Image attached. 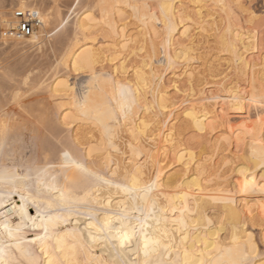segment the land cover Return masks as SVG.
<instances>
[{
    "label": "bare ground",
    "instance_id": "bare-ground-1",
    "mask_svg": "<svg viewBox=\"0 0 264 264\" xmlns=\"http://www.w3.org/2000/svg\"><path fill=\"white\" fill-rule=\"evenodd\" d=\"M49 1L0 0V31L14 22L16 9L37 10L42 19L28 38L1 37L0 53L49 48L65 71L39 80V90L57 102L53 110L32 104L18 120L0 112L3 264L46 262L49 250L33 243L45 227L53 237L49 248L60 237L70 249L71 234L83 232L85 246L75 255L82 264H264L255 240L258 252L249 256L254 236L247 231L248 222L264 220V202L253 198L264 195V170H257L264 154V51L258 26L240 20L256 12L241 0H74L72 37L58 39L68 19L57 0ZM89 14L100 23L86 22ZM211 36L227 55L221 69L198 56ZM71 74L88 77L81 96ZM4 89L0 84V95ZM56 126L69 134L65 149L76 169L83 166L81 149L85 172L99 174L98 184L76 186L77 192V180L50 168L61 162L43 144L32 157L16 148L25 129L40 138ZM187 129L201 138L198 146L185 142ZM113 190L122 197L116 200ZM151 190L153 203L142 197ZM85 216L94 224L107 218L113 235L129 237L109 242L95 229L89 237ZM162 236L167 244L157 245Z\"/></svg>",
    "mask_w": 264,
    "mask_h": 264
},
{
    "label": "rangeland",
    "instance_id": "rangeland-1",
    "mask_svg": "<svg viewBox=\"0 0 264 264\" xmlns=\"http://www.w3.org/2000/svg\"><path fill=\"white\" fill-rule=\"evenodd\" d=\"M4 1L7 3H10L12 0H4ZM73 2H74V0H57V3L59 4V6L62 10V13H63L62 19H65V20L68 19V21L65 25L67 27H65V28L61 27L62 33L60 32L59 35H61V36L58 35V37H57L58 39H63L64 36L72 37V32H73L72 22H73V19L75 17L73 13L75 12V10H77L75 7V4ZM241 2L244 4L245 8H247V9L252 8L256 12L257 18L260 17L261 15H264V0H241ZM45 4L50 5V1L45 0ZM185 4H186V6L188 5L187 7H190L189 11L194 12V7H192L193 6L192 4H189V1L185 2ZM207 5H208V7L206 6V9H205L206 11L207 10L211 11L214 7L212 3H208ZM73 9H75V10H73ZM241 17H240L241 21L246 22L249 20L248 13L242 14ZM129 21L131 24L130 29H135L137 27V24H135V21L133 20V18L131 17ZM257 26L260 30L258 20L256 21V27ZM260 32H261V37H262L261 38L262 39V48L264 51V32H262L261 30H260ZM104 33H105L104 31H101L98 33L99 35L98 36L96 35V36L102 38L104 36L103 35ZM59 37H61V38H59ZM209 40H210L209 45H208V43H207V45L205 44V46L200 45L201 48L199 47L200 50L198 52V54H199L198 56L200 57V55H201L202 59H203V57L206 59L209 58L210 61H212L214 64L216 63L217 69H221V67L218 65L220 62L224 63V59H225V57H227L226 52L221 53V49L218 51V49L220 47H218L219 45H217V42H218L217 38H215L214 36H211L208 39V41ZM58 53H59L58 51L56 53L52 52L49 48H45L44 51L41 50L39 52H37V51L34 52L32 50V51H28V52H24V53L21 52L20 54H16V53L14 54V53L7 52V54L5 53V55H4L3 53H0V84L5 85V89L3 90L2 94L0 95V102H2V109L0 112L2 114L5 113L8 117L15 119V120H18L19 119L18 114L21 115V113H22L21 111H23L22 109H24V108H26L32 104H39L42 107H49V109H51V110L54 109V107L57 105V102H54L53 100H51L46 91L39 90L38 85L40 84V81H42V78H43V80H46V79L48 80L51 78L52 75L54 76L58 72L59 73L65 72L62 67H58V64H56L57 63L56 58H57ZM205 56H207V57H205ZM73 76L74 75L71 74V77H70L71 82L75 83L76 91L81 96V94L84 91V87L86 86L88 77L86 75H83V74L79 75L77 77H75V76L73 77ZM24 80L26 83L23 82ZM32 88H34V89L32 90ZM15 96H17V98ZM43 105H45V106H43ZM18 111H19V113H18ZM253 111L255 112L256 109H252V112ZM183 127H185V126H183ZM55 128L50 133L42 130L41 135H40L41 139L36 137L31 132L30 128H27L28 130L25 129L23 131V136H22L23 140H22L21 144H19L18 147H16V148L20 149V151L18 150L19 152H22L23 154L25 153L29 157H32L38 152L39 148L43 144V146L46 147L50 151L53 159L61 162V164H60L61 166H57L54 164L55 165V167H54V166H52L53 165L52 164L50 166V168L54 172H57V173L59 172V173H62L64 175L66 173V177L64 176L66 180H68V179L69 180L71 179V181L77 180L76 185L73 184V186H74V188H76L77 192L80 191V190H78V187H80V185L83 186L84 184L86 185V184H91V183L98 184V182L101 181V177L99 174L97 175L94 173H86L85 172V167L88 164L87 163L88 160L85 158L84 153L82 152L81 149H79V150L76 149V154H77V156L79 154L80 157L81 156L83 157V159L80 158L83 166L81 168H79V170L76 169L75 163L71 160L70 154L68 155L69 152L66 151V149H65L66 146L69 145V143L71 142V139L69 138L68 132L61 126H59V127L56 126ZM43 131L45 132V134ZM184 134H185L184 139L186 140L185 142L187 144L192 143V144H195L198 146V142H199V140L201 141V138L197 137V135L194 134L191 129L185 130ZM43 138H45V139H43ZM20 146H22L21 147L22 149L20 148ZM14 147L15 146L13 145L11 148H14ZM25 147H26V149H25ZM241 155H243V154H241ZM243 156L247 157V155H245V154ZM257 170H258L259 175H261L263 173V170L261 168H258ZM64 171H65V173H63ZM104 174L108 175L107 171H105ZM76 186H78V187H76ZM113 192L115 194L114 197L116 200L122 197V194L118 190L117 191L113 190ZM155 193L156 192L153 190H151L150 193L144 192L142 197H144V196L149 197L150 196L149 201L151 203H153L155 200V198H154ZM253 198L259 199V200L264 202V195L255 196ZM17 201H20V203H19L20 205L23 204V202L21 201V199L19 197L17 198ZM30 209H31V213H33V215L35 216L36 213L34 212V208L30 207ZM215 211L211 210V212H209L210 216ZM88 218H89L88 216H85L84 220L86 221ZM214 222H216L215 218L213 219V222L209 226L210 228L214 227ZM260 222L261 221H258V220L253 221V222H251V221L248 222L247 231L251 232L253 234L254 240H255L256 244H258V247H259V253L263 256L264 255V229L261 228ZM221 236L224 238L226 236V234L222 233ZM129 249L130 248H127V250H129ZM130 255H131L132 259H134V256H132V254H130Z\"/></svg>",
    "mask_w": 264,
    "mask_h": 264
},
{
    "label": "snow or ice",
    "instance_id": "snow-or-ice-1",
    "mask_svg": "<svg viewBox=\"0 0 264 264\" xmlns=\"http://www.w3.org/2000/svg\"><path fill=\"white\" fill-rule=\"evenodd\" d=\"M144 7H148L147 5H145ZM75 10V9H73ZM250 19H249V24L252 25L253 27L256 26V21H259V27L260 30L262 32H264V15H261L260 17H256L254 13H249L248 14ZM71 18V17H70ZM85 21L86 22H94V23H100L99 21H93V18L91 16V14H89L88 16H85ZM108 26L111 27V21L108 20L107 21ZM89 26H91V24H89ZM122 31V29H120ZM231 30V24L229 23V31ZM185 32L187 33V29H185ZM237 37H239V32L236 33ZM185 59H187V56H185ZM261 103L262 105H264V96L261 97ZM260 167L262 170H264V154H261V158H260ZM262 179H264V177H262ZM92 217H89L86 221H85V225L87 228V235L89 237L93 236V229H95L96 232H100V233H106V235L104 236V239L108 240L109 242L112 241H117L119 242L121 237H129V233L126 232H118L117 235H113L111 232V228L109 226V222L108 219L105 218L104 221L102 222H98V223H91ZM77 223H79V221H77ZM209 224L211 223L210 221L208 222ZM261 228L264 229V220H262L261 222ZM55 225L52 226V228H54ZM187 230V226H185L182 231L186 232ZM199 230V229H197ZM50 229L48 227H45V235L44 236H37L36 239L33 241V243H38L40 245V251L43 252L46 249L49 250V255L50 258L44 262V261H40V260H36L33 259L31 261V264H82L81 261L75 259V255L78 254V252L80 251L81 248H83L85 246V239H84V233L83 232H73L71 234L72 236V243H71V248L69 249L66 240L62 239L60 237H56V244L54 246H52L51 248H49V240H51L53 237H50L48 235ZM68 234H65V236H67ZM164 235H167V232L165 231ZM157 245H161L167 244V241L163 239V236L161 237V240H158L155 242ZM248 245H249V256L250 257H254L257 252V246L254 242V239L251 237V235L249 236V241H248ZM113 247H118V243L117 244H113ZM147 248V246H146ZM155 251V248L153 249ZM68 251H71L73 254V258L69 259L67 255H65V253H67ZM59 252L60 255L63 258H59L57 256L54 255V253ZM149 255L148 251H145V257H147ZM0 264H3V260L0 259ZM100 264H111V262L109 261H100ZM133 264H136V262H133ZM145 264H147V261H145ZM199 264H205L204 260H200ZM208 264H211V261H208ZM248 264H253V262L251 261V259L248 261Z\"/></svg>",
    "mask_w": 264,
    "mask_h": 264
},
{
    "label": "built area",
    "instance_id": "built-area-1",
    "mask_svg": "<svg viewBox=\"0 0 264 264\" xmlns=\"http://www.w3.org/2000/svg\"><path fill=\"white\" fill-rule=\"evenodd\" d=\"M14 22L7 24L0 31V38L20 40L28 38L42 25L41 14L34 9H16L13 11Z\"/></svg>",
    "mask_w": 264,
    "mask_h": 264
}]
</instances>
